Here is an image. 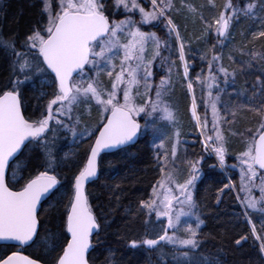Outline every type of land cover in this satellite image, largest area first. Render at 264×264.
I'll return each mask as SVG.
<instances>
[{
	"label": "snow or ice",
	"instance_id": "obj_1",
	"mask_svg": "<svg viewBox=\"0 0 264 264\" xmlns=\"http://www.w3.org/2000/svg\"><path fill=\"white\" fill-rule=\"evenodd\" d=\"M206 11L213 12L211 18ZM117 15L124 19H116ZM176 15L198 19L204 25L201 35L207 39L195 55ZM40 16L37 25L22 38L0 36V57L10 67L7 83L0 85V242L14 249L35 245L40 230H48L44 205L59 194L56 203L60 207L53 206L59 235L51 233L57 242L53 244L55 264H90L92 238L98 236L100 224L89 204L86 185L98 178L101 153L122 151L149 133L154 147L164 148V139L171 140L165 128L178 126L169 97L171 76L173 69L177 74L182 69V84L191 99V117L199 130L204 155L181 161L187 165L185 175L177 164L178 130L170 153L157 151L160 179L153 184L148 199L139 202L137 212L146 217L145 225L153 223V215L156 221L165 218L166 224L161 227L162 234L132 240L131 247L156 249L164 242L172 246L177 264H213L207 258L201 260L196 252L204 220L194 192L205 157H215L217 164L210 167H226L230 134L240 135L244 144L236 156L237 163L231 165L240 170L239 185L231 179L223 183L217 203L221 194L236 193L239 215L251 226V235L264 256V223L258 234L251 219L252 213L264 216V51L249 50L244 43L233 49L241 59L237 61L231 54L228 58L237 64L240 75L260 74L250 89H234V102H222V95H233L228 88L235 85L238 74L237 69L230 71L223 63L225 42L231 37L232 26L242 19L258 21L259 29L251 35L264 38V0H224L220 5L215 0L199 5L189 0H58L55 7L52 0H40ZM145 25L158 30L162 25L164 38L156 31L143 30ZM196 58L201 62L199 71H194ZM154 66L166 69L158 83L153 79ZM104 76L107 84L103 83ZM37 81L51 91L39 93L46 105L33 119L25 114L24 91ZM201 107L203 116L198 112ZM242 108L260 120L255 129L238 133L230 126ZM93 112L97 116L94 126ZM61 133L64 139L70 135L74 143L88 145L85 162L63 192L65 185L56 172L62 163L57 147ZM30 146L33 151L40 149L35 154L40 162L36 167L43 170L37 174L28 172L27 164H20ZM247 239L242 235L235 243L241 245ZM0 264L37 261L12 251L0 256Z\"/></svg>",
	"mask_w": 264,
	"mask_h": 264
},
{
	"label": "trees",
	"instance_id": "obj_2",
	"mask_svg": "<svg viewBox=\"0 0 264 264\" xmlns=\"http://www.w3.org/2000/svg\"><path fill=\"white\" fill-rule=\"evenodd\" d=\"M111 2L112 0H109V3ZM189 2L199 5L204 3L205 0H189ZM223 2L224 0H215L217 5ZM213 12L206 11L205 15L211 18ZM106 14H109V12H106ZM118 16L115 18L120 19ZM175 19L180 25L181 32L186 40L190 41V47L193 55H195L203 47L204 40L207 39V37L201 35L204 25L198 19H186L181 15H176ZM40 20V0H0V36L17 35L22 38ZM162 28L163 26L161 25L160 30L156 28L152 30L156 31L158 36L164 38L165 33ZM258 29V21L246 19H242L232 26L231 37L229 41L225 42L226 46L223 47V63L226 67H229L230 71L237 69L238 74L235 85L228 88V93H233V95L231 97L222 95V102L224 103L234 102V89H250L255 82L256 76L260 74L257 72L250 75H240L237 64L228 58L231 54L237 61L241 59L239 53L233 51V49L238 48L242 43L246 44L249 50L264 51V38L254 39L251 35V31ZM212 42L214 43L215 41L212 40ZM247 58L246 56L243 57L245 60ZM200 63L199 59L196 58L194 71H199ZM153 71L154 74H158V67L154 66ZM190 75H192L191 72ZM9 76V64L3 57H0V85L7 83ZM173 76H175L174 79ZM105 77H103V81ZM160 78V75H156L155 83H158ZM176 78L177 80H175ZM171 79L170 103L176 110L178 124L181 126L178 139L183 142L188 141L186 148L190 152L186 154L189 158L193 156L197 158L204 155V153L199 142L198 129L195 127L190 114L191 100L187 94L186 85L182 84V70L179 69V74H177V69H175ZM41 91L50 92L51 89L42 87L41 82L37 81L35 85H29L24 91L25 114L33 119L39 116L46 105V99L39 98ZM141 91L142 89H140ZM196 95L199 102V87L196 89ZM48 98L51 97L49 96ZM198 111L203 116L202 107ZM92 118L91 123L94 126L97 119L95 112L92 113ZM256 118L260 117L254 112L242 108L237 112L235 123L230 127L238 133H243L248 128L255 129L258 123ZM160 124L166 125V122L160 121ZM175 129L166 127L167 136L169 135L172 138V133ZM227 147L228 155L226 157L228 163L226 162V171L233 183L238 186L239 178L231 165L237 163L236 156L244 147L242 137L228 134ZM87 148V144L80 143L73 157L67 160L64 159L69 152L67 146L58 148L62 163L56 169V172L65 185L62 192L67 189L74 174L85 162ZM39 151L40 149L38 148L33 151L32 146H30L25 151L24 156L21 157V166L27 164L28 172L33 174H37L38 170H43L36 167L40 162L35 159V154ZM156 153L157 150L154 147L153 139L148 134L147 137L140 136L139 141L133 146L101 157L99 177L88 186L86 191L89 204L100 224L98 236L95 235L92 238L93 249L89 257L90 264H113V262L115 264H177L172 246L164 244V242H161V245H158L156 249H148L146 246L131 247L132 240L139 241L146 238V236L162 234L161 227L165 224L164 221H156L153 215V223L145 225L144 220L146 217L137 212L139 202L148 199L151 195L153 184L160 179ZM68 161L71 162L69 163ZM215 164H217L215 158L205 157L201 165L202 176L197 181L194 192V198L204 220L202 225L203 235L200 237V248L196 252L201 260L207 258L213 264H264V256L259 252V245L251 235L248 223L243 216L239 215L240 206L235 194L233 192H229L227 195L221 194V202L217 203L218 190L223 187V183L228 181L219 166L210 167V165ZM21 174L27 175L28 173L23 172ZM225 191L228 192L227 189ZM58 199L59 194L53 197L51 201L45 203L44 209L47 214L48 230L41 229L37 243L24 251L29 257L43 264H55L57 251L53 250V244L57 242L53 240L51 233L59 235L58 220L53 219L57 215L53 210V206L56 208L60 207L56 203ZM42 219H44V216H42ZM242 235L247 236L248 239L242 241L241 245H237L235 240ZM58 243L62 244L63 240H59ZM16 250L11 247L0 246V256L5 253L10 255L12 251Z\"/></svg>",
	"mask_w": 264,
	"mask_h": 264
},
{
	"label": "rangeland",
	"instance_id": "obj_3",
	"mask_svg": "<svg viewBox=\"0 0 264 264\" xmlns=\"http://www.w3.org/2000/svg\"><path fill=\"white\" fill-rule=\"evenodd\" d=\"M52 2H53V6L55 7L57 4H58V0H52ZM117 17V16H116ZM120 19H124V16L123 15H119L118 16ZM139 17L137 16L136 17V19H138ZM153 28H151L150 26H148V25H145V26H143V30H151V31H153L152 30ZM165 55H166V53H165ZM247 57V56H246ZM115 63H117V64H119V60L117 59L116 61H115ZM158 63V62H157ZM182 70V69H181ZM173 72H175V69H173ZM172 72V73H173ZM161 74H166V69H164V68H160V67H158V74H154V76H153V79H154V81H155V77H156V75H160L161 76ZM174 75H175V73H174ZM174 77L175 76H173V79H174ZM175 80H177V78L175 79ZM103 83L104 84H107L108 83V78L107 77H105V79H104V81H103ZM142 89V91H141V93H143V88H141ZM138 99H140V97H138ZM191 113V112H190ZM85 119H87V117H85ZM93 118L91 117V120H92ZM176 119H177V117H176ZM257 119V118H256ZM259 120H260V118H258L257 119V121L259 122ZM177 121H178V119H177ZM192 121H193V123H194V125H195V121L192 119ZM257 125H258V123H257ZM179 129H181V126L178 124V126H177V128L173 131V133H172V135H173V137L171 138V140H169V139H166V141H165V139H164V148L163 149H157L156 148V150L157 151H160V152H163V151H165V150H167L169 153H170V150H171V144L173 143V142H175L176 141V139H177V137L174 135V133L178 130L179 131ZM180 133V132H179ZM150 135H151V133H149ZM188 134V133H187ZM189 135V134H188ZM151 137H152V135H151ZM168 137H169V135H168ZM153 139V138H152ZM183 141H179V144L177 145V164H178V166H179V168H181V169H183L184 170V173H185V175H186V169H187V165H186V163H181V161H185V160H191L190 158H194V156L193 157H188V153L190 152H188V150H187V142H183ZM156 143H159V140H157L156 141ZM80 143H74L73 141H72V138H71V136L69 135L68 136V138L67 139H64V135H63V133H61L60 135H59V138H58V141H57V147L60 149V148H63L64 146H67V148L69 149V152H68V155H65V157H67V159L68 158H71V157H73V155L76 153V151H77V147H78V145H79ZM187 153V154H186ZM213 158H215L214 156H213ZM195 159V158H194ZM226 162L228 163V161H227V157H226V160H225V165H226ZM169 168H171V165H169ZM233 170H234V172L238 175V178H239V176H240V170H239V168L237 167V168H232ZM222 170H224L225 172H226V167L224 168V169H222ZM227 173V172H226ZM227 176H229V179H230V175H227ZM181 179H183V176H181ZM232 181V180H231ZM233 183V182H232ZM255 195H259V193L257 192V193H255ZM198 213L200 214V216H201V213L199 212V207H198ZM254 215H255V220L257 221V223H258V226L256 225V228H257V232H258V234H259V231L261 230V223H264V216H261V214H259V213H254ZM201 219H202V217H201ZM161 221H164L165 222V224H166V219L165 218H161ZM258 227H259V231H258ZM170 235H171V230H170V233H169ZM181 235H183V232H181Z\"/></svg>",
	"mask_w": 264,
	"mask_h": 264
},
{
	"label": "water",
	"instance_id": "obj_4",
	"mask_svg": "<svg viewBox=\"0 0 264 264\" xmlns=\"http://www.w3.org/2000/svg\"><path fill=\"white\" fill-rule=\"evenodd\" d=\"M139 138H140V137H139ZM139 138L137 139V141H136L135 143H132V144H130V145L127 146V147H130V146L135 145V144L139 141ZM127 147H126V148H127ZM117 151H119V150H112V151L102 152L100 158H101L103 155H105V154H110V153H114V152H117ZM100 158H99V163H100ZM98 177H99V171H98ZM97 179H98V178H96V179H95L94 181H92L91 183L95 182ZM91 183H89V184L86 185V190H87V187H88ZM95 235H96V234H94L93 237H94ZM7 243L10 244L11 242H7ZM4 244H5V242H0V246H4ZM26 248H28V247H26ZM26 248H23V249H26ZM91 251H92V249L90 250V253H91ZM19 253L22 254V255H26L25 253H22V252H19ZM27 256H28V255H27ZM28 257H29V256H28ZM29 258L32 259L31 257H29ZM36 261H37V260H36ZM37 264H43V263L37 261Z\"/></svg>",
	"mask_w": 264,
	"mask_h": 264
},
{
	"label": "bare ground",
	"instance_id": "obj_5",
	"mask_svg": "<svg viewBox=\"0 0 264 264\" xmlns=\"http://www.w3.org/2000/svg\"><path fill=\"white\" fill-rule=\"evenodd\" d=\"M191 100V99H190ZM198 110H199V108H198ZM198 135H199V130H198ZM186 142H188V141H186ZM220 168V167H219ZM220 170L222 171V173L225 175V178H226V180L228 181L229 180V176H227V175H229L228 174V172L226 173L224 170H222L221 168H220ZM231 179V178H230ZM232 180V179H231ZM233 182V181H232ZM234 194H235V196H236V193L235 192H233ZM239 204V203H238ZM253 215V216H252ZM254 217V218H253ZM251 219L253 220V222L255 223V225H257L258 226V223H257V221L255 220V215H254V213H252L251 214ZM248 228H249V230H250V233H251V226L248 224ZM258 231H259V227H258ZM259 233H260V231H259ZM254 239H255V237H253ZM255 241H256V243L259 245V242L255 239Z\"/></svg>",
	"mask_w": 264,
	"mask_h": 264
}]
</instances>
